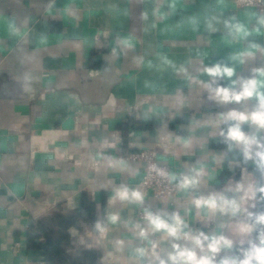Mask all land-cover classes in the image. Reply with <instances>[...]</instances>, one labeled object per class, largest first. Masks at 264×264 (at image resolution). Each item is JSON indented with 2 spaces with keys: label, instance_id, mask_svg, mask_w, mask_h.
<instances>
[{
  "label": "crops",
  "instance_id": "crops-1",
  "mask_svg": "<svg viewBox=\"0 0 264 264\" xmlns=\"http://www.w3.org/2000/svg\"><path fill=\"white\" fill-rule=\"evenodd\" d=\"M253 13L259 14L231 0H0V264H45L27 243L31 225L83 211L85 202L93 210L80 229H69L70 243L74 250L99 251L101 264H131L127 247L109 255L110 241L141 246L124 222L143 223L139 213L145 208L178 212L193 233L220 231L222 218L206 220L191 200L221 191L245 169L230 164L238 153L227 151L218 130L198 122L251 110L255 100L218 104L178 70L186 67L207 81L199 73L203 65L233 66L230 56L248 41L230 42L222 23L210 32L205 21L236 16L252 28ZM125 38L132 47L120 43ZM248 40L264 45L262 34ZM234 66L232 79L250 77L252 68L264 67V56ZM244 130L252 131L247 124ZM193 131V144L185 147L181 140ZM141 149L155 150L172 174L202 165L206 175L197 189L161 198L140 189L142 162L126 160L135 174L104 166L102 156L120 159ZM120 184L143 191L144 204L109 206ZM106 212H119L122 223L97 244L87 233ZM224 235L237 239L226 229ZM171 242L162 247L170 249ZM235 251H222L217 259Z\"/></svg>",
  "mask_w": 264,
  "mask_h": 264
},
{
  "label": "clouds",
  "instance_id": "clouds-1",
  "mask_svg": "<svg viewBox=\"0 0 264 264\" xmlns=\"http://www.w3.org/2000/svg\"><path fill=\"white\" fill-rule=\"evenodd\" d=\"M256 26L250 28L236 16L221 19L212 16L206 19V27L210 32L217 31L216 25L223 24L226 39L230 42L240 43L248 41L247 46L233 53L230 60L235 64L244 65L255 59L257 54L264 56V45L248 40L252 33L264 35V13H253ZM194 23H196L194 19ZM120 43L132 47L130 39H121ZM206 55V54H205ZM216 63L211 66L203 65L199 69L201 75L206 74L210 79L205 81L199 76H193L186 67L178 71L183 73L189 85H199L208 93V99L218 104L244 103L255 100L251 110L232 109L226 113L217 114L215 119L198 122L200 127H209L218 130L223 138L228 152L238 155L230 164L243 165L245 174L239 180H234L221 191L211 192L207 195H198L192 198L191 205L198 210L197 214H204V218H222L218 225L220 231L207 234L204 231L193 233L188 230V223L178 212L143 209V223L124 222L130 227L141 246L132 247L122 238L110 241L113 251L109 255L123 254L128 249V259L131 264H264V210H258L264 205V67L251 69L250 77H237L236 67ZM228 79L227 86H221L218 81ZM184 103L183 100L180 101ZM247 124L252 131L244 130ZM226 125V127H221ZM193 135L181 140L185 147H191ZM215 159V158H214ZM220 159H223L221 157ZM104 166L112 171H132L128 162L122 158L102 156ZM251 166V171H246ZM151 170L160 177L175 183L181 192H190L198 188L201 178L206 175L204 166L194 167L187 174H172L150 166ZM146 194L139 188H132L127 184H120L112 189L109 197V206L116 202L122 205L142 206ZM119 212H106L103 219H97L87 233L97 244L107 240L113 226L121 224ZM229 230L237 239L224 235ZM160 234L158 240L151 236ZM188 241L191 247L178 241ZM165 241H172L170 249L162 247ZM237 244L239 245L237 247ZM246 245V246H245ZM236 249L232 255H225L217 259L222 251Z\"/></svg>",
  "mask_w": 264,
  "mask_h": 264
},
{
  "label": "trees",
  "instance_id": "trees-1",
  "mask_svg": "<svg viewBox=\"0 0 264 264\" xmlns=\"http://www.w3.org/2000/svg\"><path fill=\"white\" fill-rule=\"evenodd\" d=\"M263 205H259V208ZM83 211L56 214L31 225L26 236L30 249L43 257L45 264H101L100 253L95 249L74 250L70 243L69 229L81 228L86 216L93 210L85 202Z\"/></svg>",
  "mask_w": 264,
  "mask_h": 264
},
{
  "label": "built area",
  "instance_id": "built-area-1",
  "mask_svg": "<svg viewBox=\"0 0 264 264\" xmlns=\"http://www.w3.org/2000/svg\"><path fill=\"white\" fill-rule=\"evenodd\" d=\"M239 8H254L259 13H264V0H231ZM112 146L113 143H109ZM119 158L128 161H140L144 164L143 175L139 182L140 189L151 191L155 196L161 198H170L176 194L177 188L175 183H170L166 178L160 177L152 171L150 166L156 165L157 168L171 173L170 168L158 162L157 152L153 149H141L135 152L121 154ZM143 219V212L139 213Z\"/></svg>",
  "mask_w": 264,
  "mask_h": 264
}]
</instances>
